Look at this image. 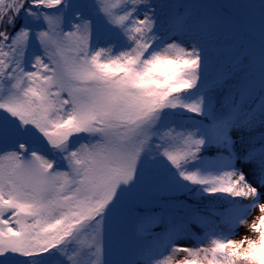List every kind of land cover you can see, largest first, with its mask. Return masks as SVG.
<instances>
[{"label":"snow or ice","instance_id":"snow-or-ice-1","mask_svg":"<svg viewBox=\"0 0 264 264\" xmlns=\"http://www.w3.org/2000/svg\"><path fill=\"white\" fill-rule=\"evenodd\" d=\"M0 264H264V0H0Z\"/></svg>","mask_w":264,"mask_h":264},{"label":"rangeland","instance_id":"rangeland-1","mask_svg":"<svg viewBox=\"0 0 264 264\" xmlns=\"http://www.w3.org/2000/svg\"><path fill=\"white\" fill-rule=\"evenodd\" d=\"M237 238H239V237H237Z\"/></svg>","mask_w":264,"mask_h":264}]
</instances>
